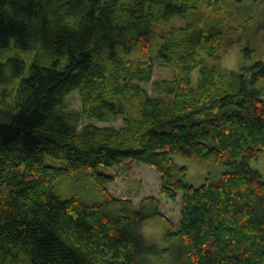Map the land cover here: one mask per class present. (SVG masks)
Returning a JSON list of instances; mask_svg holds the SVG:
<instances>
[{"label":"trees","instance_id":"1","mask_svg":"<svg viewBox=\"0 0 264 264\" xmlns=\"http://www.w3.org/2000/svg\"><path fill=\"white\" fill-rule=\"evenodd\" d=\"M229 17L220 0H0V49H14L0 60V264H264V178L249 164L264 151V62L207 63L245 28ZM156 63L170 77L153 80ZM175 155L223 169L194 185ZM134 162L182 193L176 226L158 198L107 189ZM149 218L162 247L133 235Z\"/></svg>","mask_w":264,"mask_h":264},{"label":"rangeland","instance_id":"2","mask_svg":"<svg viewBox=\"0 0 264 264\" xmlns=\"http://www.w3.org/2000/svg\"><path fill=\"white\" fill-rule=\"evenodd\" d=\"M220 4L224 10L230 12L229 21L231 23L237 24L247 21L243 30L228 33L222 37L216 56L207 59V63L214 64L224 70L240 71L243 67L250 66L256 61L264 62V0H220ZM188 19L189 17H175L170 24L182 25ZM156 49L157 45H153V50L151 49L149 53H155ZM13 52V48L0 49V60H4L6 55L13 54ZM149 53H145L144 56H148ZM170 75L167 68L158 63L154 65L153 80L168 78ZM193 75L195 76V71ZM142 85L148 93L152 92L150 83ZM255 86L261 91V98L264 100V77L258 79ZM68 101L71 108L80 109V100L77 92L70 95ZM4 108L5 106L0 102V110ZM4 121L5 117L0 115V122ZM174 158L178 164L186 165L185 180L194 185L200 184L205 175L215 174L223 169L222 166L214 165L210 162H202L194 158L178 155H175ZM249 164L257 169L264 178V151L259 153L256 158L251 159ZM113 173L115 178L107 185V189L112 195L129 197L136 206H138L142 197L154 196L160 201L163 215L176 226L179 220L182 193L177 191L173 199L162 195V181L159 173L154 168L134 162L129 175L125 176L119 167H115ZM80 182H71L72 187L70 188L69 186V190L72 189L71 192L74 189L83 191L85 185ZM145 222H150V224L148 232L143 234L139 229ZM165 230V223L156 218L146 219L132 228L133 235L142 246L148 244H156L159 247L164 246L163 234ZM166 259H168V256H166Z\"/></svg>","mask_w":264,"mask_h":264},{"label":"clouds","instance_id":"3","mask_svg":"<svg viewBox=\"0 0 264 264\" xmlns=\"http://www.w3.org/2000/svg\"><path fill=\"white\" fill-rule=\"evenodd\" d=\"M149 224H150V222H145L144 224H142L139 231L143 234H146L148 232V229H149Z\"/></svg>","mask_w":264,"mask_h":264}]
</instances>
